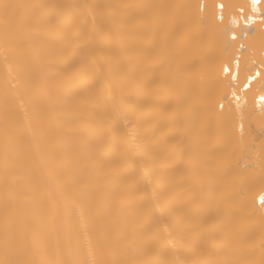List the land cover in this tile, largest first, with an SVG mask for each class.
Instances as JSON below:
<instances>
[{
	"label": "bare ground",
	"instance_id": "obj_1",
	"mask_svg": "<svg viewBox=\"0 0 264 264\" xmlns=\"http://www.w3.org/2000/svg\"><path fill=\"white\" fill-rule=\"evenodd\" d=\"M219 2L0 0V262H264V76L231 98Z\"/></svg>",
	"mask_w": 264,
	"mask_h": 264
},
{
	"label": "built area",
	"instance_id": "obj_2",
	"mask_svg": "<svg viewBox=\"0 0 264 264\" xmlns=\"http://www.w3.org/2000/svg\"><path fill=\"white\" fill-rule=\"evenodd\" d=\"M223 4L221 2L216 3L214 6V13H215V18L218 22H223L225 23L229 34V40L232 41L235 45V53L232 56V60L230 61L229 66L227 67L229 69L228 72H224V75L228 78L230 83L234 87V92L235 96L232 94L231 98L235 101H238L242 98L243 94L247 92L250 88V85H253L256 83V81L260 78L259 73H262L264 76V67L257 66L256 69L250 70L248 72L251 73V75L255 76V79L251 81L249 86L247 88H244L243 85L248 82V76L244 79V81L239 82L238 81V75H237V63L240 64L242 57L244 55V52L246 50L245 46V39L246 37L250 34V32L254 31L255 28L261 30L264 32V6H258V10L255 13L251 12L250 6L247 8L246 15L250 17L249 19H241L237 13V10L235 9L233 17L226 18L225 15V8L223 11L217 7V5ZM247 5H250V0H247ZM202 7V3L200 4V9ZM223 16V20L220 19V17ZM233 18L237 19V23L233 24L232 20ZM235 35L236 39L232 40V36ZM243 46V47H242ZM263 55V53H261ZM233 75H236V79L233 80L232 77ZM239 97V99H237ZM260 95L256 96L254 98L255 105L257 107H262L264 106V102L260 101ZM259 205V202H257Z\"/></svg>",
	"mask_w": 264,
	"mask_h": 264
},
{
	"label": "snow or ice",
	"instance_id": "obj_3",
	"mask_svg": "<svg viewBox=\"0 0 264 264\" xmlns=\"http://www.w3.org/2000/svg\"><path fill=\"white\" fill-rule=\"evenodd\" d=\"M249 6L251 8V12L255 13L258 10V6H264V0H250V5H244V4L235 5L237 13L241 19H249L250 20V17H248L246 15L247 8ZM8 7H9V5H4V8L6 10L8 9ZM217 7L219 9H221V11H223L225 8V5L219 4V5H217ZM220 19L223 20V16H221ZM232 23L233 24L237 23V19L233 18ZM235 39H236V37H235V35H233L232 40H235ZM238 69H239V64L237 63V70ZM224 71L228 72L229 69L227 67H225ZM236 78H237L236 75H233L232 79L235 80ZM253 79H255V76H253V75H251V73H249L248 82L245 83L243 85V87L247 88ZM233 95L235 96V93H233ZM237 99H239V97H237ZM259 99L261 102H264V95H261ZM221 107H223V103L221 104ZM261 187H262V191H261V194L259 195L258 202L261 206H264V182H262ZM0 264H3V262H0ZM262 264H264V262H262Z\"/></svg>",
	"mask_w": 264,
	"mask_h": 264
},
{
	"label": "rangeland",
	"instance_id": "obj_4",
	"mask_svg": "<svg viewBox=\"0 0 264 264\" xmlns=\"http://www.w3.org/2000/svg\"><path fill=\"white\" fill-rule=\"evenodd\" d=\"M244 56H245V54H244ZM259 238V237H258ZM245 239H247V237H245Z\"/></svg>",
	"mask_w": 264,
	"mask_h": 264
}]
</instances>
